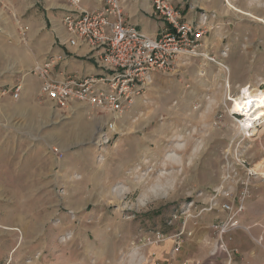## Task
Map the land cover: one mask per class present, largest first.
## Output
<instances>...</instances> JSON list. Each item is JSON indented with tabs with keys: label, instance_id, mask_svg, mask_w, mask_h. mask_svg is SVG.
I'll return each instance as SVG.
<instances>
[{
	"label": "rangeland",
	"instance_id": "374dc122",
	"mask_svg": "<svg viewBox=\"0 0 264 264\" xmlns=\"http://www.w3.org/2000/svg\"><path fill=\"white\" fill-rule=\"evenodd\" d=\"M209 1L200 52L229 71L181 58L119 118L83 107L47 135L11 103L38 6L0 0V264H211L216 250L234 264L233 235L264 245V118L248 130L233 112L245 87L264 89V0Z\"/></svg>",
	"mask_w": 264,
	"mask_h": 264
},
{
	"label": "built area",
	"instance_id": "2783aa9c",
	"mask_svg": "<svg viewBox=\"0 0 264 264\" xmlns=\"http://www.w3.org/2000/svg\"><path fill=\"white\" fill-rule=\"evenodd\" d=\"M64 1L71 6L62 17L68 31L67 40L62 42L64 51L48 52L26 73L42 81V94L55 110L73 111L84 105L119 118L144 97L156 72L165 73L181 58L206 56L229 71V66L215 56L200 52L208 23L216 16L210 12L189 20L181 3L153 0L150 15L163 24L157 35L151 36L127 19L126 0H99L102 6L91 10L80 0ZM75 54L91 60L94 72L81 76L69 71V60ZM21 84L15 87V98L20 95ZM225 208L231 215L227 222L215 226L221 233L239 225L237 216L244 204L235 210L230 205ZM222 248L229 254L226 246ZM228 258L233 260L231 254Z\"/></svg>",
	"mask_w": 264,
	"mask_h": 264
},
{
	"label": "crops",
	"instance_id": "0c3cea01",
	"mask_svg": "<svg viewBox=\"0 0 264 264\" xmlns=\"http://www.w3.org/2000/svg\"><path fill=\"white\" fill-rule=\"evenodd\" d=\"M174 3H181L185 6V16L189 20L198 18V9L207 6L206 2L201 0H173ZM218 0H210L208 6L214 7V3ZM81 5L86 9H94L102 6L99 0H80ZM36 16L25 19L26 22V38L33 42V46L28 51L24 52V57L17 60L16 78H11L10 83L15 84L14 88L22 82V89L18 98L11 96V103L25 107V112L22 120L33 128L39 127L50 135L54 130V125L58 121L78 119L81 116L80 109L84 105H78L73 111L55 110L51 101L42 94V81L34 75L26 74L34 65L41 61L48 52L64 51L63 41L68 38V31L62 24V17L71 6L64 0H35ZM218 8V7H217ZM153 9V0H126L125 12L127 19L139 29L151 36H156L158 28L163 23L154 19L150 14ZM69 60L68 69L78 75L93 73L95 66L91 60L84 57L83 54H75ZM12 90V89H11ZM79 112V113H78ZM79 114V115H78ZM18 116V115H17ZM80 118V117H79ZM17 118L15 121H20ZM90 121V120H89ZM82 122V121H81ZM24 123V124H25ZM84 124L89 123L85 120ZM81 124L80 126H82ZM92 125V122H91ZM91 130V129H90ZM80 130L76 136H83ZM34 134V133H33ZM74 135V134H72ZM260 201L264 200L262 196ZM260 222L264 224V202L258 212ZM264 228V226H263ZM264 232V229H262ZM239 234V233H237ZM232 236L235 239L229 244L232 248H238L242 251L241 256L234 257V264H264V245L250 241H242V234ZM214 259L211 264H227L226 255L222 250L214 252Z\"/></svg>",
	"mask_w": 264,
	"mask_h": 264
},
{
	"label": "bare ground",
	"instance_id": "6f19581e",
	"mask_svg": "<svg viewBox=\"0 0 264 264\" xmlns=\"http://www.w3.org/2000/svg\"><path fill=\"white\" fill-rule=\"evenodd\" d=\"M233 112L245 116L242 125L246 129L254 128L255 122L264 118V89L256 88L251 91L249 87H245L240 98L234 101ZM257 166L258 171L264 176V162H260Z\"/></svg>",
	"mask_w": 264,
	"mask_h": 264
}]
</instances>
